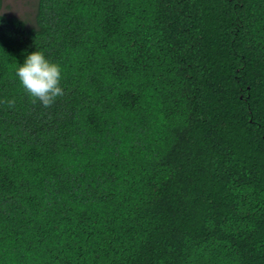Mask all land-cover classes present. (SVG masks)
<instances>
[{
	"label": "trees",
	"instance_id": "trees-1",
	"mask_svg": "<svg viewBox=\"0 0 264 264\" xmlns=\"http://www.w3.org/2000/svg\"><path fill=\"white\" fill-rule=\"evenodd\" d=\"M36 1L0 0V264H264V0Z\"/></svg>",
	"mask_w": 264,
	"mask_h": 264
},
{
	"label": "clouds",
	"instance_id": "clouds-1",
	"mask_svg": "<svg viewBox=\"0 0 264 264\" xmlns=\"http://www.w3.org/2000/svg\"><path fill=\"white\" fill-rule=\"evenodd\" d=\"M15 76L27 94L45 107L64 94L61 66L43 51H26L23 62L15 68Z\"/></svg>",
	"mask_w": 264,
	"mask_h": 264
},
{
	"label": "rangeland",
	"instance_id": "rangeland-1",
	"mask_svg": "<svg viewBox=\"0 0 264 264\" xmlns=\"http://www.w3.org/2000/svg\"><path fill=\"white\" fill-rule=\"evenodd\" d=\"M36 0H4L3 12L32 19L36 10Z\"/></svg>",
	"mask_w": 264,
	"mask_h": 264
}]
</instances>
